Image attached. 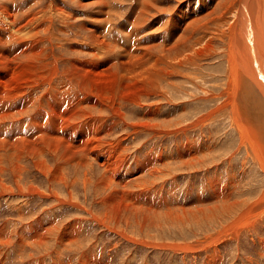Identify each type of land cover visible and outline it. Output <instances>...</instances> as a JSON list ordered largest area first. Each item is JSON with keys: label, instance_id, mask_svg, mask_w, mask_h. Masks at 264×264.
I'll return each mask as SVG.
<instances>
[{"label": "rangeland", "instance_id": "1", "mask_svg": "<svg viewBox=\"0 0 264 264\" xmlns=\"http://www.w3.org/2000/svg\"><path fill=\"white\" fill-rule=\"evenodd\" d=\"M34 1L37 3L39 0L16 2H23L24 6H32L35 9H47L49 5L48 0H42L40 6L34 5ZM55 1L62 2V0ZM92 1L100 0L85 2ZM223 1L225 0L222 2L220 0L221 3H224ZM134 2L136 3L135 0H111L118 12L113 20L104 23L108 26L105 27L106 31L102 36L112 39L121 33L119 28L129 26V17L133 15L136 7ZM178 2L160 0L158 4L164 12L161 14L159 12L156 17L164 18L169 13L165 9L176 6ZM65 4L76 12L84 9L72 0H65ZM184 4L189 6L185 5L186 12L189 10L187 14L198 16L202 6L198 0H185ZM85 6L90 16L101 8V5ZM23 9L27 8L23 7ZM77 16L82 21L86 19L87 14ZM131 27L132 25L128 30ZM60 34L64 37L63 33ZM68 34L70 33L65 32V36ZM50 35L48 32L44 38H49ZM123 39L125 40L124 36ZM68 43V41L64 42L65 46L53 49L47 45V55L50 56L53 51L56 54L65 52ZM215 47L216 55L200 63L202 66L192 65L188 70L168 78L166 84L165 82L162 84L160 95L144 99V102L150 105L160 102V111L153 117V122L160 125L155 133L156 136H148L146 134L148 131H139V129L137 131L127 119L126 129L125 123L117 124L112 130L102 128L103 140L106 142L130 135L129 139L128 136L125 139L123 149L119 151L122 157H126V165L122 167L120 173L116 170L117 178L113 180L107 178L102 187H98L96 180L101 174V169L90 172L86 169L76 170V167L69 165L65 174L54 177L51 170L62 161L57 159L56 152L52 153L47 142L40 144L37 154H31L33 145H21L14 147L13 150L11 148L13 140L10 141L11 143L8 141V145V142L4 143L6 137L0 136V142L3 139V144L0 143V150L2 149L0 154L4 152L0 157L3 161L1 165H4V175L0 176V264H264V208L254 211L248 218L241 216L239 223L233 224L232 230H226L235 217L243 211L242 207L258 204L259 201L261 204L264 202V170L255 156L256 148L239 133L228 110L219 112L214 121L210 120L204 124L197 122L199 116L219 104L222 100L219 94L226 87L227 45L218 41ZM68 61L63 60L61 66ZM50 85L52 84H45L46 88ZM246 88L249 94L248 103L245 99L246 92L245 98L242 95L240 101L243 109L249 110V115L252 116L249 118L255 128L253 134L257 136L254 137L255 146L261 140L264 152V95L250 80ZM206 89L215 91L218 97H208ZM43 91L45 89H42ZM212 99L216 100L212 101ZM38 102L27 114V120L31 119L29 116L39 109ZM150 105L126 106L128 118L134 123L144 119L147 121L144 114L150 109ZM195 114L197 118L194 117ZM98 115L99 113L94 114V116ZM184 116L187 119H183ZM110 123L111 121L108 126ZM164 125L167 127L163 128ZM181 126H185L186 131L181 129ZM3 128L1 127L0 130ZM188 142L196 148L186 149L184 146ZM206 143L213 145L215 149L206 154L208 162L210 161L208 165L202 164L201 167L197 162L195 165L183 163L193 157L201 156L202 159V153L198 148H202V144L206 145ZM43 146L46 149H43ZM180 152L186 156L181 157ZM191 154L193 155L190 156ZM15 155L19 156L15 157ZM94 157L90 154L89 161H92V165H97L98 162ZM39 158L44 162L46 160L44 169L36 165ZM150 158L153 161H149ZM15 159L17 161L19 159L18 163L22 164H20L21 173L14 171L12 165ZM51 165L52 169L49 168ZM118 190L132 192L137 198L135 200L123 198L125 194L122 195L121 192L118 196L116 194ZM54 191L57 194H54ZM112 195H115V201L122 199L125 205L118 208L114 202L108 203ZM240 202L238 207L234 204ZM223 203H233L235 207H231L232 209L228 211L224 209ZM213 206L220 209L210 210ZM221 208L222 211H219ZM212 211L217 216L211 214ZM222 213H227L228 216ZM69 225L73 227L71 234L68 231L64 232ZM23 228H26V232ZM49 229L52 231L47 232ZM23 233L22 238L20 235ZM214 238H216L215 242L207 243Z\"/></svg>", "mask_w": 264, "mask_h": 264}, {"label": "bare ground", "instance_id": "2", "mask_svg": "<svg viewBox=\"0 0 264 264\" xmlns=\"http://www.w3.org/2000/svg\"><path fill=\"white\" fill-rule=\"evenodd\" d=\"M16 1L0 0V128L4 127L0 130V136L6 137L4 143L13 140V146H11L13 150L14 147L31 144L33 145H30L33 151L31 154H37L40 150V144L47 142L52 153L56 152L58 155V158L54 157L62 161L55 167L53 166V169L52 165L51 167L48 166L52 169L54 177L65 174L69 165L76 167V170L86 169L90 172L99 168L101 174H106H100L101 176L99 175L96 179L98 187H102L107 178L112 180L117 178L116 170L120 173L122 167L126 165V157H122L119 151L125 146L123 144L126 142L127 136V139L130 136L127 134L106 142L103 140L102 128L106 127L108 130H112L117 124L125 123L126 129L128 128L127 119L137 131L138 129L139 131H148L146 132L148 136H156L155 133L160 125L158 126L153 122V117L160 111V102L150 105V103L146 104L144 99L160 95L162 84L168 78L188 70L192 65L202 66L200 63H203L204 60L214 57L217 53L216 43L220 41L225 42L227 45L225 49L227 82L226 87L219 94V97L222 96V100L216 107L206 111L198 118L196 114L194 117L197 118V122L204 124L210 120L214 121L219 112L228 110V114L239 133L256 148L255 156L264 170L263 145L261 146L260 140L255 146L254 137H257L253 134L255 128L249 118V110H244L240 101L242 95L245 98V92L247 94L246 101L249 98L246 88L249 80L264 95V0H225L224 3H221L222 0L221 2L220 0H208L207 2L206 0H198L203 6L198 11L201 12L198 13V16L192 13L187 14L189 10L187 12L185 10V0L183 2L177 0L176 6L164 8L166 12H169L164 18L162 16L156 17L159 12L160 14L164 12L159 7L160 0H135L136 7L133 10V15L129 17V26L132 25V27L129 30V26L123 27V29L119 28L121 33L119 35L114 34L115 37L112 39L106 38L105 35L102 36V33L106 31L105 27L108 26L107 23L106 26L104 23L113 20L116 12H118L113 7L111 0H105L104 2L103 0L92 2L72 0L74 3H79L81 8H84L79 12L69 8L65 4V0H62V2L48 0L47 9H35V7L24 6L23 2ZM41 1L39 0L37 3L34 1V5L40 6ZM237 1L238 4L236 5ZM85 5H101V8L90 16L89 11L85 9ZM23 7L27 9H23ZM86 14V19L82 21L77 16H86ZM77 20L80 22L77 23ZM48 32L51 35L49 38H44V35ZM65 32L70 34L65 36ZM60 33H63L64 37ZM67 41L69 43L65 52L56 54L53 51L50 56L47 55V45H50V48L53 49L62 46ZM63 60L69 61L61 66ZM45 84L52 85L46 88ZM42 89H45V91L42 92ZM80 93L81 95H78ZM207 94H209L208 97H218V94L213 90H207ZM215 100L212 99V101ZM160 101L162 100L160 99ZM37 102L39 103V109L29 116L31 119L27 120V114L30 113ZM129 105L140 107L150 105V109L144 114L146 120L149 121L144 119V121L132 122V119L128 118L125 109ZM95 113H99V115L94 116ZM185 116L183 119L188 118V116ZM10 120L11 122H8ZM110 121L111 123L108 126ZM165 125L163 128L167 127ZM181 129L186 131L185 126ZM175 132L177 131L175 130ZM207 143L206 145L202 144V148L200 146L198 148L202 153V159L201 156L188 159L187 162L182 159L183 163L195 165V162H197L200 163L201 167L202 164L208 165L210 161L208 162L206 154L215 149L212 147L213 145ZM194 146L188 142L184 147L194 150L196 148ZM214 146L216 145L214 144ZM192 150L191 152L194 154ZM49 154L48 156H50ZM90 154L95 156L94 159L97 160V165H92V161H89L91 159ZM17 156L15 155V157ZM182 156L186 155L181 153ZM207 157L209 156L207 155ZM152 158L149 161H153ZM41 159H38L36 165L44 169L46 160L44 159V162ZM1 162L3 161L0 159V176L4 171V165L2 166ZM18 162L19 159L18 161L15 159L12 166L15 172L21 173L22 164L20 162V165ZM142 162L144 163V161ZM88 164L90 165L87 166ZM96 172L98 173V171ZM120 192L122 195L125 194L123 198L130 200L137 198L135 194L129 191L118 190L116 194L119 196ZM107 202H114L118 208L125 205L122 199L115 201V195H112ZM257 203L249 204L245 208L242 207L243 211L235 217L226 230H232L233 224L237 225L241 216L248 218L254 211L264 208V202L262 204L260 201ZM234 204L238 207L241 202ZM235 205L233 203L224 204V209L230 211ZM218 208L220 209V207L213 206L210 210L215 211ZM219 211H222V208ZM215 215L217 216V214ZM26 228L28 229V227ZM48 231L51 232L52 230L49 229ZM67 231L71 234L73 227L69 225L64 232L67 233ZM23 235L24 233L20 236ZM213 241L215 242L216 238L207 243ZM178 247L181 248V246Z\"/></svg>", "mask_w": 264, "mask_h": 264}]
</instances>
